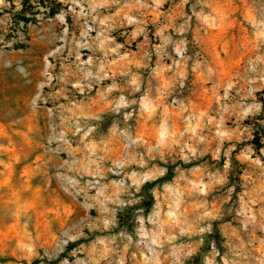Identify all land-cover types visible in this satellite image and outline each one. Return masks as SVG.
Here are the masks:
<instances>
[{
    "label": "rangeland",
    "instance_id": "rangeland-1",
    "mask_svg": "<svg viewBox=\"0 0 264 264\" xmlns=\"http://www.w3.org/2000/svg\"><path fill=\"white\" fill-rule=\"evenodd\" d=\"M262 131L264 0H0V264H264Z\"/></svg>",
    "mask_w": 264,
    "mask_h": 264
},
{
    "label": "trees",
    "instance_id": "trees-1",
    "mask_svg": "<svg viewBox=\"0 0 264 264\" xmlns=\"http://www.w3.org/2000/svg\"><path fill=\"white\" fill-rule=\"evenodd\" d=\"M263 133V137H264V132L262 131ZM256 146L257 149H260L261 147H264V143L261 144V143H255L254 144ZM172 177V172L169 170L165 176H163L161 179H158V180H155V181H152V182H146L142 187H141V192H147L149 193V190H151L154 185L158 182H161L163 180H166V179H170ZM151 195L149 196V198L147 200H144L143 203H142V206L147 210L150 208V202H151ZM129 218V216H128Z\"/></svg>",
    "mask_w": 264,
    "mask_h": 264
}]
</instances>
